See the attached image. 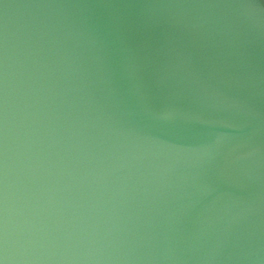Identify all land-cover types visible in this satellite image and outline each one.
Here are the masks:
<instances>
[{
    "label": "water",
    "instance_id": "obj_1",
    "mask_svg": "<svg viewBox=\"0 0 264 264\" xmlns=\"http://www.w3.org/2000/svg\"><path fill=\"white\" fill-rule=\"evenodd\" d=\"M0 264H264V0H0Z\"/></svg>",
    "mask_w": 264,
    "mask_h": 264
}]
</instances>
